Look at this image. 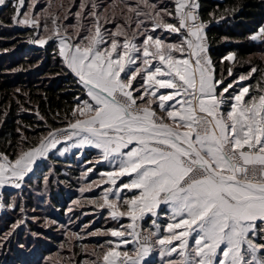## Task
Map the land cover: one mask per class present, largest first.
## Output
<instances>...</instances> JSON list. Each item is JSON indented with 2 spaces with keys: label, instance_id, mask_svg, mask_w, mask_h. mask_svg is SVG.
<instances>
[{
  "label": "snow or ice",
  "instance_id": "snow-or-ice-1",
  "mask_svg": "<svg viewBox=\"0 0 264 264\" xmlns=\"http://www.w3.org/2000/svg\"><path fill=\"white\" fill-rule=\"evenodd\" d=\"M7 2L0 0V6ZM119 2L123 23L115 12L105 15L107 8L98 12L95 0L81 3L74 27L84 28L79 18L89 3L92 24L86 35L77 30L75 38L66 27L61 34L59 17L49 14L52 34L34 42L59 41L58 55L87 98H76L65 128L50 129L15 159L0 153V189H20L38 160L74 141L61 154L88 146L99 150L101 159L118 162L115 170L101 174L111 187L103 189L98 207L108 209L113 219L130 220L103 233L116 239L107 241L102 258L92 264H145L157 246L161 257L170 258L167 264H264V69L252 66L220 88L224 79L216 78L197 0H173L174 12L150 0ZM24 3L15 5L13 22L39 29L38 15H21ZM116 6L112 0L109 7ZM133 17L135 28L129 32ZM108 23H114V31L104 27ZM157 29L177 34L179 42L153 36ZM250 39L264 42V26ZM235 59L229 54L221 63ZM257 73L254 86L229 93ZM138 77L142 83L134 87ZM123 177L129 181L117 186ZM123 190L132 195L122 198ZM161 205L171 210L167 234L159 235V225L145 232L140 222L157 216ZM130 244L135 245L131 255Z\"/></svg>",
  "mask_w": 264,
  "mask_h": 264
},
{
  "label": "trees",
  "instance_id": "trees-1",
  "mask_svg": "<svg viewBox=\"0 0 264 264\" xmlns=\"http://www.w3.org/2000/svg\"><path fill=\"white\" fill-rule=\"evenodd\" d=\"M104 2L112 4V0H103L99 8L105 5ZM129 2L135 3V0ZM198 3L201 20L206 24L208 51L215 65L216 78L224 79L220 88L234 82L241 73H248L252 66L264 69L263 61L255 57L264 52V42L250 39L264 26V0H198ZM116 5V10L123 7L119 0H116ZM168 5L167 10L174 12L173 0H168ZM110 10L104 12L105 15L111 16ZM14 12L11 5L0 10V153L7 154L11 159H15L21 150L35 145L50 129L66 126L68 120L72 119L71 112L76 105V98H87L77 78L58 55L57 42L49 40L43 46L34 42L43 34L44 23L39 29L16 24L12 19ZM135 19L133 17L129 32L135 28ZM164 19L171 23L177 22L171 17ZM89 20L88 23L92 24L91 17ZM117 22L123 23V17H117ZM50 23L51 19L47 25ZM104 27L115 30L114 23ZM145 27L151 28V21H146ZM160 30L151 34L157 36L155 33ZM81 33L87 34L84 30ZM143 38L139 36L137 42L142 43ZM160 38L165 42L175 40ZM229 54L235 55V61L225 60L221 63L222 58ZM229 67L232 68L231 76L228 75ZM259 78V73L254 74L250 82L255 83ZM140 83L142 81L137 78L133 86L139 87ZM48 161L53 163L58 172L64 167L70 171L75 170L72 173L76 174V166H79L75 159H60L53 155H50ZM57 176L60 182L50 193V205L57 209L59 217H63L62 207L68 198L66 186L72 179L64 174ZM47 234L49 236L44 240V245H38L45 252L46 246L51 248L56 241L54 233ZM10 248L11 253H17L13 251V246ZM9 255L5 262H8ZM12 258L18 260L17 263H23L19 255Z\"/></svg>",
  "mask_w": 264,
  "mask_h": 264
},
{
  "label": "rangeland",
  "instance_id": "rangeland-1",
  "mask_svg": "<svg viewBox=\"0 0 264 264\" xmlns=\"http://www.w3.org/2000/svg\"><path fill=\"white\" fill-rule=\"evenodd\" d=\"M100 1L103 0H95L98 5V12L104 13L105 8H107L112 10V14L115 12L116 17H121L120 10L109 7L110 3L104 2L105 5L99 8ZM51 2L52 6L49 8V0H35V7L33 8V0H25L24 6L21 8V15L25 12H29L33 16L38 15L41 27L42 23H48V20L51 19L49 14L54 13L59 17L57 24L62 26L61 34H63V28L66 27L68 34L73 35V38H75L77 30L82 36L81 32L86 31L91 26V23H88L90 21L89 12L92 11L89 3L79 18L84 28L77 29L74 27L77 25L78 19L75 13L80 11V4L86 0H51ZM17 3L18 0H8L5 6H0V10L9 5L15 9ZM150 3H155L158 9H168L167 7H169L168 0H150ZM45 9L47 12L44 11ZM143 10L149 11L146 8ZM65 15H67V19H64ZM46 17H49L47 21ZM51 30L52 23L48 26L47 31L43 30L40 38H47L52 34ZM155 34L163 37L166 41L175 39L166 43H178L179 41L176 40L180 38L177 34H169L163 30ZM55 41L59 47L58 40ZM255 57L260 58L264 64V52L256 54ZM246 74L241 73L239 76ZM251 79L234 84L233 88L229 89V93L238 92L241 86H254L256 82H250ZM227 95L229 94L225 93V96ZM153 107H156L155 104ZM227 109L228 106L225 105L223 110L227 111ZM159 114L164 115V113ZM68 143L57 145V148L53 149L46 159L38 160L33 171L25 177L24 184L20 189L10 186L0 189V194H2V198H0V205H2L0 206V264H92L93 261H97L98 257L102 258L103 252L109 246L107 241L116 239L103 233L130 223L127 217L113 219L108 209L98 207V204L102 202L100 197L103 189L111 187L110 184L103 182L107 180V177L101 174L115 170L118 167V162L112 158L109 160L101 159L99 150L88 146L69 148L68 151L61 154ZM50 155L60 159H75L79 164L76 166L78 167L77 173L74 174L75 170L70 171L64 167H61V171L58 172L53 163L48 161ZM89 169L92 170L88 171ZM58 174L68 175L72 179L69 180L68 186L65 185L68 198L65 206L62 207L64 208L63 217H59L60 214L57 209L50 205L49 198L51 191L55 190L60 182ZM128 181V177H123L117 181V186ZM120 195L122 198H127L132 193L123 190ZM13 205L15 206L13 207ZM170 216L171 210L168 206L161 205L157 216L153 217L149 214L140 222V225L145 232L157 231L156 225H159V235H166L164 228L170 222ZM153 220L155 225L152 223ZM48 232L54 233L56 241L51 248L45 245L47 247L45 252L40 247L44 245V240L48 239ZM154 240L155 238H153ZM10 246H13L12 249L17 252L16 254L10 252ZM134 247L133 244L126 246L130 255ZM7 255L10 257H8V262H5ZM17 255L22 258L23 263H17L18 260L12 258V256L17 257ZM168 259L170 258L160 256L157 246L146 258L145 264H167Z\"/></svg>",
  "mask_w": 264,
  "mask_h": 264
},
{
  "label": "built area",
  "instance_id": "built-area-1",
  "mask_svg": "<svg viewBox=\"0 0 264 264\" xmlns=\"http://www.w3.org/2000/svg\"><path fill=\"white\" fill-rule=\"evenodd\" d=\"M198 15H199V17H200L199 9H198ZM200 19H201V17H200ZM201 21H202V20H201Z\"/></svg>",
  "mask_w": 264,
  "mask_h": 264
},
{
  "label": "crops",
  "instance_id": "crops-1",
  "mask_svg": "<svg viewBox=\"0 0 264 264\" xmlns=\"http://www.w3.org/2000/svg\"><path fill=\"white\" fill-rule=\"evenodd\" d=\"M205 33H206V28H205ZM58 43H59V41H58ZM208 44V43H207ZM163 91V90H162Z\"/></svg>",
  "mask_w": 264,
  "mask_h": 264
}]
</instances>
